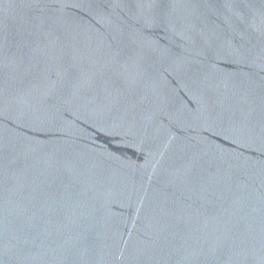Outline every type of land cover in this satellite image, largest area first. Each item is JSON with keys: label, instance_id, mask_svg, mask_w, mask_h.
<instances>
[{"label": "water", "instance_id": "95a60500", "mask_svg": "<svg viewBox=\"0 0 264 264\" xmlns=\"http://www.w3.org/2000/svg\"><path fill=\"white\" fill-rule=\"evenodd\" d=\"M0 264H264V0H0Z\"/></svg>", "mask_w": 264, "mask_h": 264}]
</instances>
